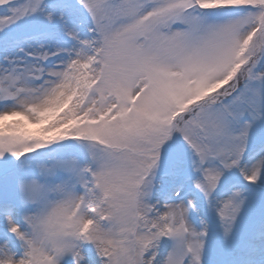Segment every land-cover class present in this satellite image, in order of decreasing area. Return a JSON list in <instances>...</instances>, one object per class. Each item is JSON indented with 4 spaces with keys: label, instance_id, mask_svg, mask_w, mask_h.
<instances>
[{
    "label": "snow or ice",
    "instance_id": "obj_1",
    "mask_svg": "<svg viewBox=\"0 0 264 264\" xmlns=\"http://www.w3.org/2000/svg\"><path fill=\"white\" fill-rule=\"evenodd\" d=\"M0 264H264V0H0Z\"/></svg>",
    "mask_w": 264,
    "mask_h": 264
}]
</instances>
